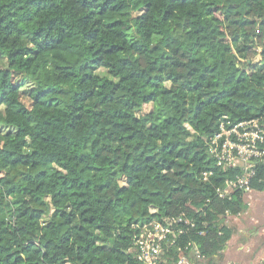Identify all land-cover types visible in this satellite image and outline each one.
<instances>
[{"label": "trees", "instance_id": "trees-1", "mask_svg": "<svg viewBox=\"0 0 264 264\" xmlns=\"http://www.w3.org/2000/svg\"><path fill=\"white\" fill-rule=\"evenodd\" d=\"M254 120L264 0H0V264H143L180 217L165 261L225 264L250 207L210 144Z\"/></svg>", "mask_w": 264, "mask_h": 264}, {"label": "built area", "instance_id": "built-area-1", "mask_svg": "<svg viewBox=\"0 0 264 264\" xmlns=\"http://www.w3.org/2000/svg\"><path fill=\"white\" fill-rule=\"evenodd\" d=\"M264 126L258 121L232 125L223 122L220 131L215 135L210 144L209 152L216 159L218 168L228 170L241 166L244 173L235 180L229 181L223 191H219L221 198H226L230 190L241 189L246 195L252 193L250 187L251 178L254 175V162L264 160ZM205 180L208 178L204 174ZM183 218L171 219L164 223L153 222L144 225L140 234L135 239L138 259L143 264H168L163 258V244L169 237H175V224ZM247 230H242L243 235H248ZM183 233V231H179ZM196 256L201 259L197 250ZM176 264H189L185 257H182Z\"/></svg>", "mask_w": 264, "mask_h": 264}, {"label": "crops", "instance_id": "crops-1", "mask_svg": "<svg viewBox=\"0 0 264 264\" xmlns=\"http://www.w3.org/2000/svg\"><path fill=\"white\" fill-rule=\"evenodd\" d=\"M246 201L250 208L238 219L239 230L225 252V264L264 262V192L252 191ZM242 230L249 231L248 235Z\"/></svg>", "mask_w": 264, "mask_h": 264}, {"label": "rangeland", "instance_id": "rangeland-1", "mask_svg": "<svg viewBox=\"0 0 264 264\" xmlns=\"http://www.w3.org/2000/svg\"><path fill=\"white\" fill-rule=\"evenodd\" d=\"M146 110H147V107H146ZM58 198H55V199H49V202L52 204V205H54V204H57V202H58Z\"/></svg>", "mask_w": 264, "mask_h": 264}]
</instances>
